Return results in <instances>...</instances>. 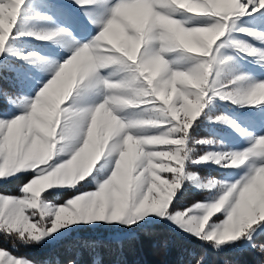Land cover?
Returning <instances> with one entry per match:
<instances>
[{"label": "snow or ice", "instance_id": "snow-or-ice-1", "mask_svg": "<svg viewBox=\"0 0 264 264\" xmlns=\"http://www.w3.org/2000/svg\"><path fill=\"white\" fill-rule=\"evenodd\" d=\"M74 2L82 8L98 5L107 19L86 13L101 30L74 47L34 100L11 93L14 85L0 75V98L22 110L20 115L0 113V264H38L20 254L35 249L48 251L50 258L40 264H127L129 242L137 238L131 230L150 216L218 253L237 245L264 264V137L240 152L196 159L189 146L209 94L240 106L264 105V82L244 85L246 77L235 76L220 83L232 60L221 52L228 43L264 62V50L225 42L238 31L264 43V35L235 24L264 9V0ZM25 4L0 0V55L12 51L9 42ZM17 35L51 41L70 33ZM18 58L41 62L34 54ZM91 93L101 94L102 101L83 105ZM215 122L229 121L218 117ZM209 160L220 167L247 166V171L233 183H195L211 195L178 209L175 193L185 179H198L188 172L189 164ZM17 181H23L18 194L4 190ZM101 226L129 231H114L109 239L74 235ZM169 243L159 241L165 250ZM205 259L206 253L200 254L195 264Z\"/></svg>", "mask_w": 264, "mask_h": 264}, {"label": "rangeland", "instance_id": "rangeland-1", "mask_svg": "<svg viewBox=\"0 0 264 264\" xmlns=\"http://www.w3.org/2000/svg\"><path fill=\"white\" fill-rule=\"evenodd\" d=\"M24 8V15L21 17L17 29L14 30V38L9 42V48L12 51H6L3 55H0V67L7 71L0 69V74L8 75V78L11 76V82L15 84V90L11 93L19 94L25 100H34L37 93L54 78L55 70L69 58L74 47L89 43L101 30L100 27L90 22L89 15H86V13L95 11L98 19H107V13L100 9L98 5H86L82 8L75 4L74 0H26ZM235 24L237 28H245L264 35V9L251 16L246 15L237 18ZM54 29H66L70 36L45 41L28 35H17L19 32H39ZM229 41L246 42L257 50H264V43L238 31H232L225 37V42ZM221 52L224 56L232 57V60L226 66V72L220 76L221 84L228 83L235 76L246 77L242 81L244 85L264 82V62L260 61L259 57L246 55L235 49L231 43H228L227 47L222 49ZM20 54L29 56L34 54L41 62L36 64L26 62L18 58ZM209 95L210 102L206 103L200 117L194 122L190 133L189 146L193 149V159L205 153L224 155L240 152L249 148L256 139L264 137V105L240 106L230 100L220 99L219 96ZM75 98L74 95L73 99ZM102 99L101 94L91 93L81 103L85 106H91L101 102ZM3 112L15 115L22 114L21 109L14 108L6 101L5 107L0 113ZM133 115L138 116L140 113L134 112ZM218 117H225L229 122H215ZM0 118L3 117L0 116ZM233 125L236 127H233ZM197 140H207L211 143L201 145L195 143ZM221 163H227V161H221ZM246 171L247 166L238 169L220 167L212 160L196 165L189 164L188 172L195 174L198 179L191 181L185 179L183 186L175 193L174 203L178 209L182 210L190 204L198 200H204L211 195L197 189L195 183L209 179L233 183L245 175ZM161 175L167 174L162 173ZM21 183L23 181H17L6 186L4 190L10 194H18V185ZM184 187H187V190H183ZM188 190L198 193L199 199L192 201L191 198L187 204ZM181 192L186 197L177 200ZM154 222L163 223L169 228L186 235L167 221H161L151 216L138 226H148ZM95 229L107 230L108 233H111L107 235L109 238L112 237L114 231H129L123 228L116 229L104 226Z\"/></svg>", "mask_w": 264, "mask_h": 264}, {"label": "trees", "instance_id": "trees-1", "mask_svg": "<svg viewBox=\"0 0 264 264\" xmlns=\"http://www.w3.org/2000/svg\"><path fill=\"white\" fill-rule=\"evenodd\" d=\"M0 69L7 72L1 67ZM2 76L8 77V75ZM8 80L11 82V76ZM12 84L14 87L8 89L10 92L15 90V84ZM5 86L7 87V82ZM4 107L5 101L0 98V111ZM186 188L187 187H184L183 190H187ZM187 192L189 193L187 204L191 198L192 201L199 199L198 193L190 190ZM185 197L186 196L181 192L177 200ZM99 230L87 228L81 231L78 229L74 235H95L97 238L109 239V237H107L109 234L107 230ZM133 231L137 233V238L129 242L126 252L127 264H180L179 254L181 250L184 251L182 264H195V259L200 254L205 253L206 259L204 264H261L260 258L257 255L251 251H243L237 245H227L218 253L214 251L210 245L201 243L193 237L183 235L163 223H153L148 226H135ZM145 231H156V234L145 235ZM69 239H71V237H69ZM161 239H167L170 242L167 250L159 245ZM0 246H3L2 241H0ZM20 254L29 256L36 260L38 264L50 258L48 251L45 249L27 250Z\"/></svg>", "mask_w": 264, "mask_h": 264}]
</instances>
